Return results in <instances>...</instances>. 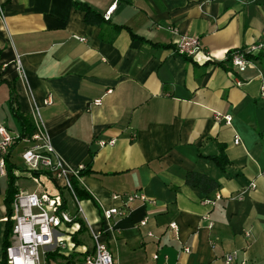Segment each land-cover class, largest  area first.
Returning a JSON list of instances; mask_svg holds the SVG:
<instances>
[{
	"label": "crops",
	"instance_id": "1",
	"mask_svg": "<svg viewBox=\"0 0 264 264\" xmlns=\"http://www.w3.org/2000/svg\"><path fill=\"white\" fill-rule=\"evenodd\" d=\"M0 1V126L19 131L10 104L29 116L38 109L63 162L88 168L78 181L92 201L81 202V219L94 231L101 208L122 206L113 196L141 192L153 201L112 220L103 239L116 264H225L232 252V264H264V58L242 73L226 62L264 35V0ZM76 5L103 20L114 8L92 25ZM170 28L198 38L215 59L168 49L177 39ZM219 156L223 169L211 160ZM190 173L216 189L202 191ZM6 188L0 174V260ZM80 244L76 253L92 249Z\"/></svg>",
	"mask_w": 264,
	"mask_h": 264
},
{
	"label": "built area",
	"instance_id": "2",
	"mask_svg": "<svg viewBox=\"0 0 264 264\" xmlns=\"http://www.w3.org/2000/svg\"><path fill=\"white\" fill-rule=\"evenodd\" d=\"M113 8L114 6L108 9L104 15V20L109 19ZM0 21L5 22V12L1 1ZM169 30L177 37L174 43L176 54L188 57L195 62H209L215 59L209 52L202 50L198 38L181 35L176 28H170ZM260 53L264 54V35L250 47L231 52L229 64L236 72L242 73L253 66L254 61L250 60L248 56H255ZM14 68L18 72L19 78L24 79V71L18 61ZM261 92L264 98V88ZM110 93L111 91L106 92V94ZM92 105L100 106L101 98L94 100ZM220 118V115L214 114L216 121ZM32 119L35 132L30 139H20L19 131H12L0 126V174L6 177L5 156L9 153L11 146L19 140L20 143L26 144L20 154L26 174L18 169H14L12 173L16 179L31 180L36 186L32 191L19 189L11 204V214L4 218L5 222L9 221L12 224L10 245L6 249V264H12L13 260L21 253L30 257L28 264H48V256L55 253L61 254L64 250H70L69 254H71L78 248L71 238L80 228L77 219H81V216L84 218L81 202L74 194L71 181L73 178L78 177L79 172L84 167L71 168L63 162L40 125L39 113L36 107L33 109ZM223 119L226 124H230L231 118L229 116H225ZM234 143L237 144V140ZM113 144L114 141L98 142L100 147ZM67 195L74 209L72 212L68 210ZM112 198L120 200L122 206L120 208H101L98 229L94 231L87 222H84L92 241V249L81 248L82 256L75 264H116L103 239L108 235V232L113 230V226L110 225L112 220L115 217L129 216L136 203L153 204V201L141 192H132L122 196L116 195ZM29 221L34 228L30 244L35 242L38 234H41L42 226H45V231L49 233L40 235L38 242L32 247H28L24 242L28 238L25 225ZM145 224L146 220L144 219L139 225L143 227ZM169 229L176 230V224H170ZM148 236L152 237V234H148ZM69 243L72 247H69ZM183 251L189 253L188 248H184ZM153 258L156 259L157 256L154 255ZM236 258V252H232L225 255L223 261L225 264H232Z\"/></svg>",
	"mask_w": 264,
	"mask_h": 264
},
{
	"label": "trees",
	"instance_id": "3",
	"mask_svg": "<svg viewBox=\"0 0 264 264\" xmlns=\"http://www.w3.org/2000/svg\"><path fill=\"white\" fill-rule=\"evenodd\" d=\"M77 8H79V10H81L84 13V21L87 24H92V25H100L103 22H105L103 20V18H101L98 14H96L95 12L91 11L88 7H86L85 5H76ZM118 29V28H117ZM130 36L133 39H139L137 36L132 35L129 32ZM168 49H172L174 50V46L169 47ZM239 49L233 50V51H238ZM230 51L227 54L226 57V62H229V58H230V53L233 52ZM248 58L250 60H260L262 58H264V54L260 53L258 55L255 56H248ZM187 59V58H185ZM9 110L13 116V118L15 119L18 127H19V135H20V139H30L31 136L33 135V133L35 132V126L33 123V119L32 116L30 115H25V114H20L18 112H15L13 110L12 105H9ZM20 144V141L18 140L15 144H13L9 150V153L5 156V168H6V191H5V195H4V200H3V205L5 207V214L6 217L9 216L11 214V204L13 202L14 196L17 193V189L15 187V183L17 181V179L14 177L13 175V170L16 169L14 167V165L10 162V156L11 153L13 151V149ZM218 167H220L221 169H223V167L226 165V160L224 159L223 156H219L217 158H212L211 159ZM89 174L88 168H84L83 170H81L78 174L77 178H73L72 181V187H73V191L74 194L76 196V198L80 201H92V198L89 194H87L85 192V190H83L79 184L78 179ZM187 177L189 178V180H191L190 182L193 185L196 186H200L202 191L208 192L210 190L216 189V184L207 179L206 177L199 175V174H195V173H190L187 174ZM206 184L208 185V187L206 188ZM205 185V187L203 186ZM77 223H79L80 228L79 231L76 232L75 234L72 235V241L75 243L76 247L81 246L79 240L77 239L78 235L84 234L85 232H87L86 229V225L83 222L82 219H77ZM11 233H12V224L9 221H6L5 223V230H4V234H3V239H2V254H1V260H0V264H6V249L9 247L10 245V238H11ZM82 256L81 253H76L75 251L72 252L71 254L65 256L63 254L60 253H55L51 256H48L47 259L49 261H53V260H57V259H62L63 263L62 264H75V262L77 260H79V257Z\"/></svg>",
	"mask_w": 264,
	"mask_h": 264
},
{
	"label": "rangeland",
	"instance_id": "4",
	"mask_svg": "<svg viewBox=\"0 0 264 264\" xmlns=\"http://www.w3.org/2000/svg\"><path fill=\"white\" fill-rule=\"evenodd\" d=\"M19 151V150H18ZM16 152V154L13 156V158H11V162L13 163L14 167L20 171H22V173H25V167H24V164L22 163V160L19 156V152ZM26 174V173H25ZM23 174V175H25ZM26 177V176H24ZM3 181V180H2ZM5 183V179L3 181ZM16 186L18 189H26L28 191H32L35 189V185L32 183L31 180H28V179H24V178H21V179H17L16 181ZM66 198L68 199V210L69 212H72L74 211V209L72 208V203L70 201V198L69 196L67 195ZM82 242V244H89V243H92L91 239H90V236H89V233L85 232L84 234H81L80 235V239H79V242ZM84 242V243H83Z\"/></svg>",
	"mask_w": 264,
	"mask_h": 264
},
{
	"label": "clouds",
	"instance_id": "5",
	"mask_svg": "<svg viewBox=\"0 0 264 264\" xmlns=\"http://www.w3.org/2000/svg\"><path fill=\"white\" fill-rule=\"evenodd\" d=\"M25 230L27 231L28 233V238L24 241L25 244L28 246V247H32L34 246L39 238H40V235H43V234H49L45 231V226H42L41 228V234H38L37 237H36V240L35 242H31L30 244V241H31V237H32V234H33V231H34V228L33 226L31 225V222L29 221L26 225H25ZM23 235V234H22ZM30 259V257L28 256H25L23 253H21V255H19L18 257H16L12 264H28V260Z\"/></svg>",
	"mask_w": 264,
	"mask_h": 264
}]
</instances>
